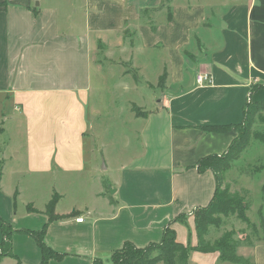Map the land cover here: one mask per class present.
Returning <instances> with one entry per match:
<instances>
[{"label": "crops", "instance_id": "obj_1", "mask_svg": "<svg viewBox=\"0 0 264 264\" xmlns=\"http://www.w3.org/2000/svg\"><path fill=\"white\" fill-rule=\"evenodd\" d=\"M104 62L126 63L158 90L133 114L141 121V148L128 165L120 164L109 196L99 183L98 204L86 213L57 211L54 194L57 217L50 222L46 206L27 202L18 211L17 189L4 186L0 171V223L14 230V256L0 264H39L35 239L20 230L37 231L47 222L46 244L65 253L48 264H92L95 258L110 264L125 241L138 247L159 242L168 225L179 242L196 245L191 213L215 190L213 172L199 171L197 161L224 153L247 104L264 99V0H0V94L28 126L29 171L83 173L85 108L92 76ZM198 72L211 74L212 83L198 86ZM39 124L46 131H34ZM181 213L188 234L180 222L171 223ZM242 250L252 264H264V241ZM188 262L231 263L220 261L217 251H190Z\"/></svg>", "mask_w": 264, "mask_h": 264}, {"label": "rangeland", "instance_id": "obj_2", "mask_svg": "<svg viewBox=\"0 0 264 264\" xmlns=\"http://www.w3.org/2000/svg\"><path fill=\"white\" fill-rule=\"evenodd\" d=\"M107 64L104 62L102 71L93 74L87 98L83 173L41 174L29 171L25 155L28 126L17 106L0 94V171L3 173L4 186L7 188L6 185L10 184L17 189L18 211L27 202L37 209H44L53 195L57 194V211L73 207L86 213L87 207L98 204L94 193L99 189V183H102L103 194L109 196L112 189L110 184L113 186L120 164L125 162L128 165L129 159L141 148V121H133V114L144 109L140 105L145 103L149 93H158V90L149 86L152 82L143 84L144 78L139 77L126 63L123 68ZM154 73L151 67L147 77L153 80ZM134 80L137 85L133 84ZM135 86H138L136 90ZM252 106V135L248 138L246 148L224 172L216 198L219 201L215 203L217 207L225 208L227 203L237 197L239 206L225 216L214 213L212 217L218 219L219 224L210 226L205 236L211 242L231 232L238 246V254L244 257L249 254L242 249L249 251L250 247L264 241V228L260 226V218L264 219V139L254 136L264 135V99ZM40 126L36 125L33 130L46 131L45 127ZM248 126L244 120L240 128ZM165 139L162 138L160 142L163 148L166 145ZM239 210L248 223L238 218ZM181 224L187 234L192 231L189 221ZM104 262L107 264L106 259Z\"/></svg>", "mask_w": 264, "mask_h": 264}, {"label": "trees", "instance_id": "obj_3", "mask_svg": "<svg viewBox=\"0 0 264 264\" xmlns=\"http://www.w3.org/2000/svg\"><path fill=\"white\" fill-rule=\"evenodd\" d=\"M253 110L252 104L251 106L247 104L243 121L246 120L249 126L244 129L240 128L243 121L237 126V135L232 139L224 153L220 155L210 154L197 161L196 166L199 171L210 169L215 178V190L209 203L206 206L197 207L192 211L198 239L197 244L192 246L189 243L183 244L179 242L176 238L175 230L168 225L165 227L159 242H150L143 247H138L130 241H125L120 248L111 253L110 264H189L188 256L190 251H217L220 261H228L234 264H252L249 257H244L237 253L238 246L236 241L232 238L231 232H226L211 242L206 240L205 236L210 226H218L219 224V220L212 217L214 213L225 216L228 213H233L237 209L236 207L239 206V199L237 197L230 203H227L228 206L225 208L217 207L218 204L215 205V203L219 201L216 200V198L222 186L224 172L230 167L232 161L238 158L240 153L246 148L248 138L252 135L250 132V121ZM135 113L138 114L137 111H135ZM225 128L226 126L208 127V129L211 130H224ZM254 136L264 139V135L254 134ZM56 201L57 196L54 195L46 205L45 211L48 215V222L57 217L53 213ZM237 216L239 219L248 223L240 210ZM186 218L187 214L181 213L177 215L171 223L176 221L185 223ZM47 223L37 231L27 229L20 230L35 239L41 251V260L39 264H48L49 259L60 260L65 255V253L57 252L46 244L44 234ZM260 226L264 228L263 217L260 218ZM0 231L2 236L0 241V259L4 256H14L11 251V235L14 232L12 226L2 220L0 223ZM92 264H102V261L99 258H95Z\"/></svg>", "mask_w": 264, "mask_h": 264}, {"label": "built area", "instance_id": "obj_4", "mask_svg": "<svg viewBox=\"0 0 264 264\" xmlns=\"http://www.w3.org/2000/svg\"><path fill=\"white\" fill-rule=\"evenodd\" d=\"M195 83L198 86H204L212 83V76L208 72H198L195 74ZM82 217H77L76 221L81 222Z\"/></svg>", "mask_w": 264, "mask_h": 264}, {"label": "water", "instance_id": "obj_5", "mask_svg": "<svg viewBox=\"0 0 264 264\" xmlns=\"http://www.w3.org/2000/svg\"><path fill=\"white\" fill-rule=\"evenodd\" d=\"M113 190L111 189V192H112Z\"/></svg>", "mask_w": 264, "mask_h": 264}]
</instances>
